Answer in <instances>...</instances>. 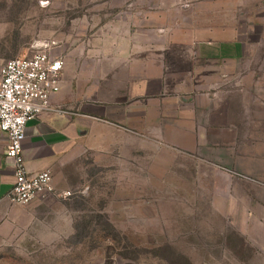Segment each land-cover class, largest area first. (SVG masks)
Masks as SVG:
<instances>
[{"label": "crops", "instance_id": "0c3cea01", "mask_svg": "<svg viewBox=\"0 0 264 264\" xmlns=\"http://www.w3.org/2000/svg\"><path fill=\"white\" fill-rule=\"evenodd\" d=\"M134 1L116 10L108 3V19L97 20L94 35L62 54L51 109L25 127L27 171L49 170L54 187L70 191L67 167L84 145L103 144V132L112 148L124 145L111 141L113 135L163 141L221 172L231 188L227 224L264 252V102L240 94L246 87L260 90L264 81L255 78L260 69L242 63L238 35L224 31L237 27L240 0H201L198 10L191 3L183 10L176 0ZM197 28L219 30L199 37ZM6 146L0 131V246L30 232L57 235L64 214L56 206L64 197L39 195L27 204L7 199L14 171Z\"/></svg>", "mask_w": 264, "mask_h": 264}, {"label": "rangeland", "instance_id": "374dc122", "mask_svg": "<svg viewBox=\"0 0 264 264\" xmlns=\"http://www.w3.org/2000/svg\"><path fill=\"white\" fill-rule=\"evenodd\" d=\"M200 2L174 5L188 10L191 3L198 10ZM108 3L116 10L135 1L0 0V65L45 49L62 56L86 43L98 30L97 20L108 19ZM240 5L237 27L224 31L238 35L242 63L260 69L255 78L263 82L264 0ZM217 30L194 29L199 37ZM262 85L246 87L241 100L264 102ZM103 134V144L84 145L67 167L70 194L55 205L64 228L1 245L0 264H264L263 250L244 242L224 218L232 216L231 188L220 171L195 164L163 141L113 135L111 141L124 145L112 148L108 131Z\"/></svg>", "mask_w": 264, "mask_h": 264}, {"label": "built area", "instance_id": "2783aa9c", "mask_svg": "<svg viewBox=\"0 0 264 264\" xmlns=\"http://www.w3.org/2000/svg\"><path fill=\"white\" fill-rule=\"evenodd\" d=\"M62 67V56L55 55L52 49L30 57H13L0 65V131L7 137L5 157L14 171L7 193L11 203L27 204L39 195L70 194L54 187L49 170L27 171L22 155L26 124L40 112L51 109L49 99L59 89Z\"/></svg>", "mask_w": 264, "mask_h": 264}]
</instances>
